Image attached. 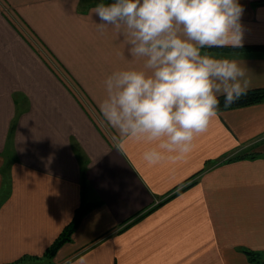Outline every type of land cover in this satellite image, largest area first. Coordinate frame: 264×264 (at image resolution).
<instances>
[{"label":"crops","instance_id":"crops-1","mask_svg":"<svg viewBox=\"0 0 264 264\" xmlns=\"http://www.w3.org/2000/svg\"><path fill=\"white\" fill-rule=\"evenodd\" d=\"M114 0H0V264H259L264 99L218 110L180 160L113 144L103 81L132 66L92 9ZM243 47L202 49L264 88V0H239ZM195 182H191L195 180ZM70 237L48 249L73 218Z\"/></svg>","mask_w":264,"mask_h":264},{"label":"clouds","instance_id":"clouds-1","mask_svg":"<svg viewBox=\"0 0 264 264\" xmlns=\"http://www.w3.org/2000/svg\"><path fill=\"white\" fill-rule=\"evenodd\" d=\"M91 11L98 30L110 26L123 38L133 62L105 78L99 104L119 151L135 140L154 145L143 153L149 165L183 159L217 115L219 97L228 108L246 94L245 67L202 53L243 47L239 0H114Z\"/></svg>","mask_w":264,"mask_h":264},{"label":"trees","instance_id":"trees-1","mask_svg":"<svg viewBox=\"0 0 264 264\" xmlns=\"http://www.w3.org/2000/svg\"><path fill=\"white\" fill-rule=\"evenodd\" d=\"M209 50H218L216 48H208ZM220 106H219V110L222 109H226L224 107V97L220 96ZM264 99V88H252V89H248L246 94L243 95L238 101H236L235 103H233L230 107L228 108H232V107H238V106H244V105H248V104H252L255 102H259L261 100ZM195 180H192L191 182H195ZM85 184H82V197H81V201L79 206L76 208L73 218L71 219V221L64 227V229L61 231V233L58 235V237L55 239V241L52 243V245L50 246V248L48 249V254L51 255V253H53L55 251V249L62 244L64 241H66L71 233L73 232V230L75 229V227L77 226V224L79 223L82 215L87 212L93 205H95L94 202L92 201H87L85 196L83 195V193L85 192ZM248 255H249V260L250 261H257L260 262L259 264H264V256H256V254L252 253L251 251H248Z\"/></svg>","mask_w":264,"mask_h":264}]
</instances>
